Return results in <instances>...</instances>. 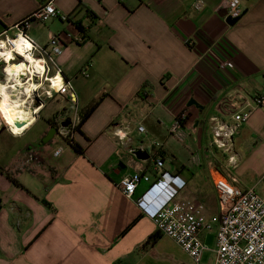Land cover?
<instances>
[{
  "label": "crops",
  "instance_id": "1",
  "mask_svg": "<svg viewBox=\"0 0 264 264\" xmlns=\"http://www.w3.org/2000/svg\"><path fill=\"white\" fill-rule=\"evenodd\" d=\"M47 1L0 0V29ZM196 1L53 0L68 21L31 20L28 35L37 45L46 46L51 35L64 44L37 88L47 84V95L58 91L62 84L54 90L47 79L59 72L70 98L58 110L70 117L100 101L81 133L73 134L80 151L61 146L55 156L60 145L51 141L35 148L34 158L27 155L30 145L14 154L0 150V264H196L157 230L155 207L137 203L159 176L153 170L158 158L164 181L177 176L184 182L176 199L202 206L208 220L219 216L216 169L264 198V108H254L229 150L214 144L213 131L234 124L233 113L252 106L264 89V0H239L233 24L226 21L224 0H203L199 9ZM68 33L84 40H69ZM224 60L234 68H221ZM36 108L34 122L43 109ZM181 111L187 113L185 138L178 140L169 128ZM6 117L13 134L6 128L0 134L14 140L23 130ZM140 146L147 160L131 154ZM135 171L150 181L127 197L117 184ZM216 229L201 234L206 249L198 264L215 263Z\"/></svg>",
  "mask_w": 264,
  "mask_h": 264
},
{
  "label": "built area",
  "instance_id": "2",
  "mask_svg": "<svg viewBox=\"0 0 264 264\" xmlns=\"http://www.w3.org/2000/svg\"><path fill=\"white\" fill-rule=\"evenodd\" d=\"M239 4V0H224L221 7L225 9L226 15L237 17L240 13ZM202 5L203 0H197L194 3L196 9L201 8ZM52 18L61 21H68L69 19L67 14L58 10L53 1L49 0L30 16L16 22L11 28L0 29V48L5 47L10 50L13 54L11 62H21L23 59L14 43L16 39L22 37L31 43V47L26 52L31 53L36 58L43 59L45 76L50 73L51 69L56 65V56L61 55L63 52V41L59 36L51 35L46 46H39L28 35V29L31 26V20L46 22ZM10 30H14L15 35L10 36ZM66 37L76 42L84 40L82 36L73 37L70 33ZM1 62L4 65L7 64V62H4L3 56H0ZM220 67L232 69L234 68V63L232 60H224L220 63ZM3 70H5V67H3ZM58 73L56 72L55 75ZM67 84L62 77L60 93L65 92ZM48 95L51 97L52 93ZM72 98L75 100L74 94ZM254 108H264V89L252 97V106L249 105L233 113L234 124L224 128L223 126L214 127V144L217 147L229 150L232 136L242 124L248 121ZM186 117L187 113L181 111L169 128V133L178 140L185 138L183 122ZM63 120V118L59 119L57 133L64 138L71 139L75 133L73 129L79 121V116L75 114L74 117H71L70 123L66 127L61 125ZM1 124L10 131V128L3 122L0 115ZM28 128L29 126L16 135L23 134ZM138 130L139 132H144L145 128L141 125ZM154 144L157 147L161 146L159 142H154ZM137 149L144 151L141 146L131 149L133 156L134 151ZM62 150L63 148L59 146L54 150L53 154L58 156ZM27 155L29 158H34L38 156V152L35 148L29 147ZM163 166V160L156 159L153 170H156L155 172L159 176L151 188L137 199L139 206L149 204L155 207V212L151 219L159 232L173 239L198 264L203 251L206 249L201 234L212 232L216 225V260L214 264H264V198L255 189H242L237 186L235 178L228 179L218 169L214 170L212 181L218 196L219 216L208 220L203 215L202 206L196 205L187 199H176V194L182 189L184 182L177 176H169L168 180L164 181L162 179L164 173L159 172V169L163 168ZM141 181H150V176L135 171L130 175L124 176L117 185L125 196L131 197Z\"/></svg>",
  "mask_w": 264,
  "mask_h": 264
},
{
  "label": "bare ground",
  "instance_id": "3",
  "mask_svg": "<svg viewBox=\"0 0 264 264\" xmlns=\"http://www.w3.org/2000/svg\"><path fill=\"white\" fill-rule=\"evenodd\" d=\"M14 43L23 58L21 62H11L13 54L10 50L5 47L0 48V56H3L4 62H7L4 65L6 79L0 82V104L4 108L5 116H9L20 130H25L35 120L37 108L32 105V98L45 77V66L43 59L26 52L31 47L28 40L20 37ZM47 80L51 83L52 89L57 90L61 87L60 74ZM3 122H5L4 118Z\"/></svg>",
  "mask_w": 264,
  "mask_h": 264
},
{
  "label": "rangeland",
  "instance_id": "4",
  "mask_svg": "<svg viewBox=\"0 0 264 264\" xmlns=\"http://www.w3.org/2000/svg\"><path fill=\"white\" fill-rule=\"evenodd\" d=\"M59 22V21H58ZM1 25V22H0ZM10 36L15 35L14 33L9 34ZM4 67V66H3ZM3 67L0 69V82L4 81V70ZM37 79V78H36ZM45 88H48L47 84H44L41 88L38 89V91L35 92L34 96L38 97L40 101H42V104H40L38 107H43V109L40 111V115L37 121H35L22 135H19L14 140H10L7 136L0 134V150H3L4 152L9 154H14L17 150H23L27 145L31 148H37L39 150L43 149L44 147L48 146V144L43 142V139L45 137V131L47 132L50 129V124L54 122V120L58 117H63L66 114H64V111L58 110V104H64L66 106H69L68 101L66 98H70L69 95L66 96V92L64 93H58L53 92L52 96L50 97L47 95ZM66 96V97H64ZM32 98V105L35 101H33ZM70 101V100H69ZM71 103V101H70ZM4 109V108H3ZM63 110V109H62ZM67 110V108L65 109ZM52 112V118L48 121V113ZM72 116L74 113V110L71 111ZM69 114V110L67 111ZM79 116V112L76 113ZM4 119L8 121L7 117L4 116ZM9 122V121H8ZM13 124V123H11ZM16 126L15 124H13ZM1 128L4 129L3 125H0ZM44 134V135H43ZM54 145H60L62 147L71 148L68 142L65 140V138L58 133H56L52 139L50 140ZM11 156V155H10Z\"/></svg>",
  "mask_w": 264,
  "mask_h": 264
},
{
  "label": "trees",
  "instance_id": "5",
  "mask_svg": "<svg viewBox=\"0 0 264 264\" xmlns=\"http://www.w3.org/2000/svg\"><path fill=\"white\" fill-rule=\"evenodd\" d=\"M49 1V0H48ZM47 1V2H48ZM53 1V0H52ZM46 3V2H45ZM81 5V3H79ZM31 15V14H30ZM29 15V16H30ZM79 29H81V26L80 24L78 25ZM82 30V29H81ZM4 66V63L1 62L0 63V69ZM149 85L147 83H145L143 85V88L146 89L148 88ZM100 99L93 102L92 104L89 105L88 108H86L85 110V113L83 116H79V121L78 123L74 126V129L73 131L75 133H81L80 132V127L82 126V124L84 123V121L88 118V116L94 111V109L96 108V106L98 105ZM0 115H1V118L3 120L4 116H5V111L3 109V107L1 106L0 104ZM49 124H52L51 121H49ZM65 140L68 142V144L70 145V147L74 148L75 150L77 151H80L81 150V147L79 146V144L73 139H67L65 138ZM8 178L10 179V181L12 182L13 185L17 186V187H21L22 185L19 183V181L17 179H15L14 177L10 176V175H7ZM0 208H1V202H0ZM158 237V234H155V235H152L148 238V240L145 242V245H149V244H152Z\"/></svg>",
  "mask_w": 264,
  "mask_h": 264
},
{
  "label": "water",
  "instance_id": "6",
  "mask_svg": "<svg viewBox=\"0 0 264 264\" xmlns=\"http://www.w3.org/2000/svg\"><path fill=\"white\" fill-rule=\"evenodd\" d=\"M239 17L237 18H234V17H231V16H227L226 17V21L229 23V24H233L235 23L237 20H238ZM33 101L34 104L33 106L34 107H38L40 104H42V101H40V99L36 96H34L33 98ZM194 101L191 100L189 102V105L193 104ZM70 122V118H66V120L64 122H62V126L66 127ZM5 128V126H3ZM57 133V129L55 127H50L49 131L46 133L44 139H43V142L44 143H47L48 141H50L52 139V137ZM134 156L136 159L138 160H147L149 158V154L145 151H142L141 149H137L134 151ZM122 167V166H120Z\"/></svg>",
  "mask_w": 264,
  "mask_h": 264
},
{
  "label": "flooded vegetation",
  "instance_id": "7",
  "mask_svg": "<svg viewBox=\"0 0 264 264\" xmlns=\"http://www.w3.org/2000/svg\"><path fill=\"white\" fill-rule=\"evenodd\" d=\"M64 119L62 122H64L65 120H66V118H71L69 115L68 116H63V117H58V118H56L55 120H54V122L52 123V124H50V127H55L56 129H57V132H58V127H59V124H58V122H59V119ZM62 122H61V125H62ZM70 123V122H69Z\"/></svg>",
  "mask_w": 264,
  "mask_h": 264
},
{
  "label": "clouds",
  "instance_id": "8",
  "mask_svg": "<svg viewBox=\"0 0 264 264\" xmlns=\"http://www.w3.org/2000/svg\"><path fill=\"white\" fill-rule=\"evenodd\" d=\"M121 135H123V133H121Z\"/></svg>",
  "mask_w": 264,
  "mask_h": 264
},
{
  "label": "snow or ice",
  "instance_id": "9",
  "mask_svg": "<svg viewBox=\"0 0 264 264\" xmlns=\"http://www.w3.org/2000/svg\"><path fill=\"white\" fill-rule=\"evenodd\" d=\"M21 67H23V65H21Z\"/></svg>",
  "mask_w": 264,
  "mask_h": 264
}]
</instances>
